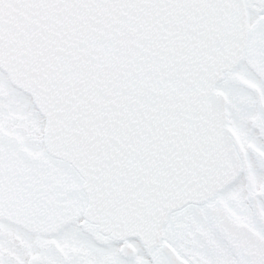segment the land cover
<instances>
[{"label": "snow or ice", "instance_id": "snow-or-ice-1", "mask_svg": "<svg viewBox=\"0 0 264 264\" xmlns=\"http://www.w3.org/2000/svg\"><path fill=\"white\" fill-rule=\"evenodd\" d=\"M0 264H264V0H0Z\"/></svg>", "mask_w": 264, "mask_h": 264}]
</instances>
